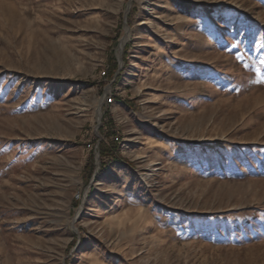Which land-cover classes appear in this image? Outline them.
I'll list each match as a JSON object with an SVG mask.
<instances>
[{"label":"rangeland","instance_id":"374dc122","mask_svg":"<svg viewBox=\"0 0 264 264\" xmlns=\"http://www.w3.org/2000/svg\"><path fill=\"white\" fill-rule=\"evenodd\" d=\"M0 264H264V0H0Z\"/></svg>","mask_w":264,"mask_h":264},{"label":"bare ground","instance_id":"6f19581e","mask_svg":"<svg viewBox=\"0 0 264 264\" xmlns=\"http://www.w3.org/2000/svg\"><path fill=\"white\" fill-rule=\"evenodd\" d=\"M184 26H185L184 19L179 20L178 23L176 24V29L171 31L170 39H173L177 34L181 33ZM139 57L140 55L138 54L135 55V58H139ZM151 141L154 142L155 140L153 139ZM111 207L113 208L114 213L116 214L123 213L128 208L127 198L123 197L119 203L111 204ZM84 255H85V252L81 251L78 259L83 258Z\"/></svg>","mask_w":264,"mask_h":264},{"label":"trees","instance_id":"16d2710c","mask_svg":"<svg viewBox=\"0 0 264 264\" xmlns=\"http://www.w3.org/2000/svg\"><path fill=\"white\" fill-rule=\"evenodd\" d=\"M99 152H100L102 155L110 154L109 150H107L104 146H102V147L100 148Z\"/></svg>","mask_w":264,"mask_h":264},{"label":"built area","instance_id":"2783aa9c","mask_svg":"<svg viewBox=\"0 0 264 264\" xmlns=\"http://www.w3.org/2000/svg\"><path fill=\"white\" fill-rule=\"evenodd\" d=\"M107 101L109 102V101H110V99L108 98V99H107ZM77 197H78V195H77Z\"/></svg>","mask_w":264,"mask_h":264}]
</instances>
